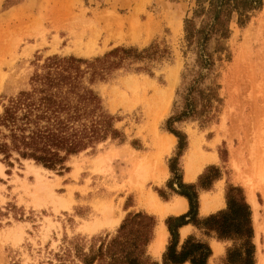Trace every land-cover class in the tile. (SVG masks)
<instances>
[{"label":"rangeland","instance_id":"rangeland-1","mask_svg":"<svg viewBox=\"0 0 264 264\" xmlns=\"http://www.w3.org/2000/svg\"><path fill=\"white\" fill-rule=\"evenodd\" d=\"M197 5L198 0H0V112L10 97L30 86L31 76L49 56L93 60L120 47L152 48L154 53L143 59L129 56L92 83L105 110L115 117L119 137L109 136L70 156L64 168H48L25 158H12L10 163L0 156V264H54L56 254L77 240L86 243L93 237L114 235L129 212L152 214L157 226L169 215H179L162 218L147 207L145 197L154 192L163 201L175 202L180 196L169 186L174 177L170 162L178 155L179 139L167 129V120L181 101L179 90L200 67L196 45L189 46L185 38V19ZM118 17L126 25L132 19L138 21L137 27L126 37L106 41L103 19L117 33L113 20ZM80 21L99 22L102 32L95 38L93 51H86L91 34L77 35ZM220 41L225 47L221 51L216 38L208 43L214 68L201 83L217 93L209 113L212 120L203 123L196 117L174 124L187 136L178 159L179 174L185 183H199L203 174L218 173L210 187H198L200 217L226 208L229 186L242 187L252 209L255 264H259L264 255V181L257 175L264 169V4L251 12L244 25L235 14L229 37ZM113 60L118 58L112 56ZM167 134L176 141L163 152ZM194 142L200 155L215 154L217 159L206 162L197 178L187 181L186 161ZM174 187L178 188L176 179ZM250 187L257 207L248 199ZM220 192L225 204L204 214L202 196L212 199ZM109 213L122 214L121 222L107 225ZM94 222L104 223L89 230ZM188 235L210 245L207 264H229L226 256L233 240L218 239L214 232L207 235L192 224L184 233L180 230L181 242ZM169 240L170 233L160 256L154 254L152 240L151 257L162 261ZM214 241L222 244L219 255L214 254Z\"/></svg>","mask_w":264,"mask_h":264},{"label":"trees","instance_id":"trees-1","mask_svg":"<svg viewBox=\"0 0 264 264\" xmlns=\"http://www.w3.org/2000/svg\"><path fill=\"white\" fill-rule=\"evenodd\" d=\"M263 4L264 0H198L193 14L185 19V38L189 46L196 45L200 67L189 82L186 83L187 76H184L183 84L186 85L178 92L181 101L176 102L175 111L167 120V129L179 139L178 155L170 162L174 177L169 186L187 198L189 209L165 219L170 240L162 261L148 253L157 219L145 211H138L129 212L112 236L71 243V247L56 254L54 264H207L212 249L206 241L188 235L181 242L179 229L186 224H192L207 235L214 232L218 239L233 240L234 245L227 250L229 264H255L252 209L242 187L229 186L226 208L200 217L198 187H210L218 173L203 174L199 183L183 181L178 159L187 145V136L174 124L196 117L203 123L212 120L213 115L209 113L217 93L214 88L201 85L214 68L208 43L216 38L218 50H223L225 47L220 40L229 37L234 15L238 14L239 24L244 25L251 12ZM153 54L152 48L120 47L93 60L72 55L47 57L31 76L30 86L10 97L0 112L2 159L10 163L12 158L34 159L48 168H64L70 156L109 136L119 137L115 117L105 110L92 83L121 66L129 56L143 59L151 58ZM112 56L118 60L110 61ZM89 72L91 76L87 78ZM174 179L178 188L174 187Z\"/></svg>","mask_w":264,"mask_h":264},{"label":"bare ground","instance_id":"bare-ground-1","mask_svg":"<svg viewBox=\"0 0 264 264\" xmlns=\"http://www.w3.org/2000/svg\"><path fill=\"white\" fill-rule=\"evenodd\" d=\"M97 19V18H96ZM127 19V18H126ZM104 23L103 24L107 29L108 32V37L106 38V41L110 40V39H117V38H123L126 37V32H129V34H131L133 31L132 29L135 28V26L138 24V21L136 22L134 19H132L131 21H129L128 25V30H125V28L127 27V25L125 24V20H123L122 18H115L113 21H115L114 26L117 27L118 31L117 33L114 32L111 28V26L109 25L110 22L108 19H103ZM138 20V19H137ZM83 21V20H82ZM80 21V22H82ZM136 24V25H135ZM80 28L79 31L77 33V35H80L81 38L85 33H90L91 35H89L91 38L89 40V42L86 44V51H93L94 46V41L95 38H97V36L99 34H101L102 30L100 29L99 26V22L98 23H94L91 21H84V23L82 22V24L80 23ZM78 25V26H79ZM113 25V24H112ZM137 27V26H136ZM71 28L75 29V25H71ZM115 28V27H114ZM77 32V31H75ZM74 33V32H73ZM251 35H252V28L249 27L246 29V33H245V38L246 40L251 39ZM94 38V40H93ZM245 40V39H244ZM249 41V40H248ZM247 41V42H248ZM158 92V91H157ZM156 92V93H157ZM160 92V91H159ZM158 92V93H159ZM165 94V93H164ZM160 96V95H159ZM165 96V95H164ZM163 97V95H162ZM165 137V136H164ZM175 142V136L174 135H167L166 138L163 141L162 144V148H163V152L169 150V148H171V146L174 144ZM197 143L194 142L193 143V150H191V152L189 153V155L187 156V179H191L193 177L196 176L197 172L200 171L202 169V167L204 166V164L210 160L214 159V156L209 155L208 157L200 155L199 151L197 149ZM256 162V160L254 161ZM258 163V162H257ZM258 167L260 168L261 165L258 163L257 164ZM41 167V166H40ZM43 168V167H42ZM77 168V167H76ZM167 168V167H166ZM36 169V168H35ZM44 169V168H43ZM78 169V168H77ZM165 171V169L163 170ZM147 172V171H146ZM259 173H257V175L259 177H261V179L264 181V169H260ZM163 174V173H162ZM256 174V173H255ZM160 175V174H159ZM162 176V175H160ZM159 177V176H158ZM257 177V176H256ZM160 178V177H159ZM158 178V179H159ZM255 188V187H254ZM259 189V188H258ZM255 192L253 188H249V192H248V199L249 201L253 204L254 207H257V200H256V196H255ZM60 199V197H59ZM61 200V199H60ZM57 202V201H56ZM61 202V201H60ZM145 204L147 205V207L151 208V209H155L158 210L162 216H164L168 211L169 208H166L161 200L158 198L157 194L152 192L149 194V196L147 198H145ZM216 205H214L215 207ZM182 204L181 202L179 204H176V206L174 207V211H178L182 208ZM212 208V206H210L207 202L205 203V210H208ZM257 209V208H256ZM121 220V215H113L112 213L107 214V217L105 219V222L107 225L109 226H115L118 225L119 222ZM104 223V222H102ZM102 223H98V222H94L92 224H90L88 226L89 230H96L100 224ZM258 224V222H257ZM260 225V224H259ZM258 226V225H257ZM261 228V227H260ZM257 231H259V227L256 228ZM165 238V232L163 229H161L159 231V240L158 243L156 244V248H155V253H159L162 249L163 246V241ZM259 264H264V255H262L259 259Z\"/></svg>","mask_w":264,"mask_h":264},{"label":"crops","instance_id":"crops-1","mask_svg":"<svg viewBox=\"0 0 264 264\" xmlns=\"http://www.w3.org/2000/svg\"><path fill=\"white\" fill-rule=\"evenodd\" d=\"M169 135V134H167ZM171 135V134H170ZM176 141V140H175ZM211 156H214V159L213 160H210L208 162H212L214 160H216V155L215 154H211ZM205 165V164H204ZM187 166V165H186ZM167 167V166H166ZM204 167V166H203ZM203 167L200 171L197 172L196 176L191 178V179H187V167H186V172H185V180L187 181H193L197 178L198 174L203 170ZM167 169V168H166ZM219 195V196H218ZM217 196H215L214 198L210 199L208 196H206V194L204 196H202L201 198V211L204 213V214H207V213H210L212 211H215L217 210L218 208H220L221 206H223L225 204V201H224V196H223V193L220 192ZM149 196V194L145 197L147 198ZM158 196V195H157ZM159 198V196H158ZM160 199V198H159ZM161 200V199H160ZM162 204L166 207V208H169V211L164 215L162 216L161 213L158 211V210H155V209H151V210H154L156 212H158L162 218H164L166 215L172 213V214H182L184 212H186L188 210V207H189V203H188V200L185 196H178V198L176 199L175 202H168V201H163L161 200ZM181 202L182 204V208L178 211H174V207L176 206V204H179ZM208 203L210 206H212V208L208 209V210H205V203ZM214 205H216L214 207ZM122 217L123 215L121 214V220H122ZM120 220V221H121ZM120 223V222H119ZM191 225V224H186V225H183L182 227H180L179 231L181 230L182 233L185 232L186 228ZM163 229L164 232H165V238H164V241H163V246H162V249L159 253H155V248H156V244L158 243V240H159V231ZM156 236L155 238L153 239L152 243H151V247L153 249V252L155 255L157 256H160L163 249L165 248L166 246V242L168 240V236H169V231H168V228L167 226L165 225L164 222L161 223V225L159 224L157 226V230H156ZM212 247H213V251H214V254L215 255H219L220 253L223 252V248H222V244L221 242L219 241H214L213 244H212ZM184 264H190L189 262H186Z\"/></svg>","mask_w":264,"mask_h":264}]
</instances>
